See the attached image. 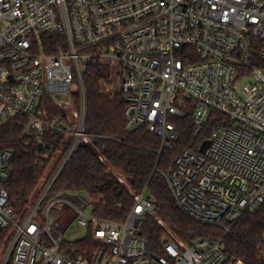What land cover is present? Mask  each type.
I'll return each mask as SVG.
<instances>
[{
  "label": "built area",
  "instance_id": "obj_1",
  "mask_svg": "<svg viewBox=\"0 0 264 264\" xmlns=\"http://www.w3.org/2000/svg\"><path fill=\"white\" fill-rule=\"evenodd\" d=\"M44 36L64 41L53 47ZM258 39L264 40V0H0V126L24 115L30 130L67 137L22 214L10 207L3 187L13 154L0 150V228L8 232L0 264H245L225 252L223 240L169 241L161 255H150L140 230L157 205L146 190L124 221L85 216L92 206L85 194L50 193L77 149L92 141L85 75L98 61L125 95L127 130L156 134L161 154L179 140L177 120L190 114L200 134L212 113L220 114L210 137L184 150L164 178L191 219L230 233L246 213L264 206V47L255 53ZM55 47L59 52L46 51ZM246 77L238 92L236 83ZM45 98L64 115L40 108ZM75 220L98 244L88 257L72 253L73 242L63 238Z\"/></svg>",
  "mask_w": 264,
  "mask_h": 264
},
{
  "label": "trees",
  "instance_id": "obj_2",
  "mask_svg": "<svg viewBox=\"0 0 264 264\" xmlns=\"http://www.w3.org/2000/svg\"><path fill=\"white\" fill-rule=\"evenodd\" d=\"M43 39L53 47L64 41L59 36H44ZM263 47L264 40L258 39L255 53L258 55ZM46 51L57 53L59 49L47 48ZM110 83L108 66L98 61L89 66L85 75L86 131L92 141L77 149L50 197L65 192L85 194L91 200L95 215L124 221L135 206L136 196L146 190L157 205L154 213L145 215L140 230L150 255H161L169 241L191 244L198 239L223 240L224 250L230 257L245 264H264V206L246 213L225 235L220 226L198 223L182 211L164 178L184 150L196 149L210 137L213 118L220 114L213 112L212 119L200 134H195L190 114L177 120L179 140L172 150L161 154L162 144L156 134L145 128L127 130L125 95L104 93L103 85ZM78 97L76 93V107L80 109ZM40 108L52 116L64 115L48 98L42 101ZM66 139L53 132L40 134L30 130L28 117L24 115L10 118L0 126V150L13 154V172L3 187L9 193L10 207L17 214H22L38 197L43 179L55 167L58 151ZM7 238L8 232L0 228V255ZM97 248L98 244L89 232L86 238L71 243L70 249L76 256L88 257Z\"/></svg>",
  "mask_w": 264,
  "mask_h": 264
},
{
  "label": "rangeland",
  "instance_id": "obj_3",
  "mask_svg": "<svg viewBox=\"0 0 264 264\" xmlns=\"http://www.w3.org/2000/svg\"><path fill=\"white\" fill-rule=\"evenodd\" d=\"M250 80L249 77H246L240 81H238L236 83V90L238 92H240L243 88V86L248 83V81ZM107 86L103 87V92L106 94H118L120 93V89H119V84H118V80L114 77L111 76V83L110 84H106ZM106 87H110L109 91H107ZM121 177V176H120ZM121 179H123L121 177ZM77 194V193H76ZM94 212V208L93 206H89L85 211H84V215L85 216H91ZM89 235V230L87 227L81 226L78 222V220H75L65 231L64 233V240L68 241V242H75L81 239L86 238ZM153 255V254H151ZM2 254L0 255L1 258ZM1 261V259H0Z\"/></svg>",
  "mask_w": 264,
  "mask_h": 264
}]
</instances>
